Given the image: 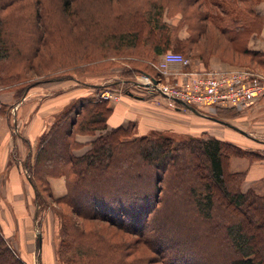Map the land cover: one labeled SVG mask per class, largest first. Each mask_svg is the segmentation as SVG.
<instances>
[{"label": "rangeland", "instance_id": "1", "mask_svg": "<svg viewBox=\"0 0 264 264\" xmlns=\"http://www.w3.org/2000/svg\"><path fill=\"white\" fill-rule=\"evenodd\" d=\"M174 1L185 3L184 0L182 2L181 0H170L172 10L169 11L172 14L169 15V12L165 10L164 18L168 23L178 27V29L174 28V31L177 32L182 31L183 26L190 22L185 18V16L190 18V15L182 13L179 10L180 7L174 11L175 15H173ZM185 1L187 2V0ZM162 2H167V0ZM219 2L221 6L218 7ZM262 2L263 0H254L253 4L258 5ZM126 3L127 0H72V6L66 8V5L60 4V0H16L13 6L6 9L4 6V9H0L1 15L8 16V24L5 23L3 33L10 39V45H12V41L15 44L10 57L0 60V227L5 237L9 239L7 240L11 247L22 259L23 264H38L39 238L37 235L39 233L36 232V223L39 224L43 235L42 253L39 259L41 264H71L69 258L75 256L71 249L65 251L61 240V221L68 214L70 216L72 212L67 204L58 201L59 198H63L69 193L67 179L65 175H53L52 172L57 166L55 162L52 164L44 160L40 162L37 160V153L45 143V135L53 127L64 123L69 127L74 119L78 123L74 127L73 137L70 140L74 143L73 140L76 138L84 144L78 147L73 145L77 148L78 155L91 147L92 140L97 136L95 134L108 133L110 128L103 129L102 123L97 124L96 128H93L95 127L93 123H89L96 112L93 106L94 101H98L100 104L102 101L113 104L118 102L122 95L144 98L143 108L150 112H162L165 109L175 112L173 118H176V120L174 119L176 125L172 128H166L165 124L159 122V124H148L150 126L147 135L151 137L158 138L167 135L178 140L195 139L202 135L199 134L201 130L210 128L213 135L219 133L224 140L239 145L248 153L264 154V129H261L264 126V118L252 119L249 114H245L248 110L235 109L238 112L220 113L230 123L246 131L251 132L249 129L256 128V131L259 132L256 134L252 131L251 133L256 138H251L219 122L206 121L201 118V115L181 107L173 99L166 98L160 93H150L133 83L142 73H145L143 71L158 77V70L153 64L156 60H152L154 55L147 42L150 37L147 32L142 40L139 42L135 40L131 44H127L126 41H122L118 37L121 31L127 30L130 19H132V17L123 15L121 8L125 7ZM240 7L242 10L247 9L246 0H203L201 9L205 12L208 11L213 16V23H210L213 28L214 24L224 23L226 13L230 14L233 10L239 11ZM208 8H212V10H208ZM248 9L251 10V5ZM240 14L233 15L231 24L233 27L237 26L238 22L235 19L238 17L240 26L244 30L248 26L243 21L244 15ZM262 17L264 19V16ZM263 24L264 21H259L257 18L256 29L259 34L257 36L260 38L264 36ZM200 25L202 29L203 23ZM243 33H239L238 43L242 46L239 48L240 51L245 50L243 41L246 42L247 32L245 37L241 36ZM235 34L237 33L235 32ZM210 36L211 41L208 39ZM220 38L218 42L221 40ZM216 39V31L214 35L206 33L204 38L195 44L197 52L206 51L207 45L214 50L218 43H216ZM226 43H228L227 40ZM172 51L183 53L185 49L173 48ZM258 52L260 54H255V57L246 53L241 58H256L255 60L259 63L256 65L260 68L254 65L249 68L264 73V64L260 61L264 58V51ZM125 79H133V81L127 83L124 82ZM162 79L163 83H168L163 76ZM36 81L41 82L33 85ZM107 90L113 92L112 98H101L102 93ZM23 98L24 102L17 111L18 120L13 119L10 109L14 104L22 102ZM162 103L163 105L159 106ZM197 109L203 114L207 113L203 108ZM214 113L216 112H212L211 115L214 116ZM246 120L249 129L245 125ZM165 121L167 122L166 119ZM10 124L15 126L13 129H19L22 134L28 137L30 142L19 138L13 130H10ZM94 129L99 130L93 134L92 130ZM134 131L137 133L135 128ZM204 136L203 138H208L210 134ZM83 137H89L88 141H81ZM131 138L134 139L135 135L132 134ZM192 147L196 148L193 150L195 156L200 158L199 149L195 145ZM60 149H63L62 144L49 146L47 150H49L48 153L57 154ZM123 149H120V152H123ZM28 150L31 152L26 165L24 164V173L29 169L34 176L37 189L30 185L26 178L27 175L20 174L16 170V159H23ZM233 150V146H228L229 153ZM7 155L8 157H6ZM184 155L185 152H178L174 157L179 159ZM116 157L117 159L122 158L123 154L116 155ZM247 157L254 158L249 155ZM125 158L124 156L119 159L122 161L119 170L124 168L134 175L141 174L140 176L147 182L149 181V184L157 176H162L163 171L159 170L157 165L150 166L146 161L139 159H135L133 164H128L125 163ZM201 161L204 162V159ZM173 168L175 167L172 166L166 173L163 172L164 180L160 182L159 189L162 202L165 203L161 204L167 205L169 193L176 192L177 197L173 195L175 201L169 203L171 206L173 204L172 209H169L168 205L163 208L164 211L160 215H155V222L150 221L151 225L148 224V229L152 223L160 225L161 229V223L166 221L162 216L176 214L177 211L178 218L173 224L179 226L182 233L188 232V238H186L188 241L195 242L196 245L193 249L187 251L190 252L189 255L192 258L197 259L196 264L222 263L227 258L224 248H221V251L217 253L215 249H212L215 239H205L202 235L199 236L193 227L192 222L195 220H192V216L190 218L182 216L183 208L180 206V198H178L181 192L176 189L173 192L168 190L174 184H179L178 178L173 175ZM119 170L117 168L110 169L111 174H116ZM194 185L199 189H204L198 183H190L188 187ZM257 190L260 194H264V184L258 186ZM161 204L160 210L163 206ZM222 208L219 206L218 210ZM90 224L95 231H98L99 222L95 221ZM194 225L198 226L197 223ZM104 226L101 225L100 228L105 229L110 242L123 247L122 251L131 260L142 263L145 260V263H148L161 260L162 256H165L159 257L153 253L146 237L129 235L108 223ZM156 229L157 226L151 228L153 234L157 233ZM173 229L175 230V228ZM197 235L199 237L196 238ZM72 254L73 257H71ZM167 255L169 256V253ZM211 256L219 258V260L213 261ZM153 264L163 263L157 261Z\"/></svg>", "mask_w": 264, "mask_h": 264}, {"label": "trees", "instance_id": "2", "mask_svg": "<svg viewBox=\"0 0 264 264\" xmlns=\"http://www.w3.org/2000/svg\"><path fill=\"white\" fill-rule=\"evenodd\" d=\"M162 1L127 0L125 7L121 9L124 16L132 17V19H130L127 30L121 31L118 35L119 39L131 44L135 40L138 42L142 40L147 32L150 36L147 42L151 46L149 48L153 55L172 51L173 48H184L183 54L194 59L198 58L202 53L197 52L195 44L204 38L206 33L208 35L215 33V27L212 28L208 22L213 16L201 9L203 0H187V2L184 0L185 3L174 1L173 15L178 7L182 13L190 15V18L185 16L190 22L182 28L183 30L186 27L189 31L188 38H181L180 30L174 31V28L178 29V27L165 20V10L171 15L169 10H172V4L170 0ZM15 3L16 0H0V9H4V6L6 9ZM253 3L254 0L251 2L246 0L247 7L250 5L252 7ZM60 4L69 8L72 6V0H60ZM235 20L238 24L234 27H239L237 31L240 32L242 30L240 21ZM5 23L8 24V16L0 14V60L10 57L15 45L13 41L10 45V39L3 33ZM201 23H203L202 29L200 28ZM227 25L222 32L233 27L231 23ZM245 52L254 57L259 53L258 50L249 49ZM260 61L264 64V58ZM143 72L156 76L147 71ZM41 81H36L33 85ZM130 81L132 82L133 79L124 80L127 83ZM93 106L96 112L89 123H93L95 126L93 128L102 123V128L107 130L109 128L108 119L114 110L113 105L107 101H102L101 104L94 101ZM231 111L238 112L234 108H218L214 116L228 121L220 113ZM77 123L78 121L74 119L69 127L65 123L53 127L45 135V143L37 153L38 161L44 160L50 164L55 162L57 166L54 173L52 172L53 175H65L67 179L69 193L59 198L58 201L67 204L72 209L70 216L68 214L61 221L62 247L65 251L71 249L75 254L74 257L73 254L71 255L73 258H69V263L153 264L161 261L163 264H196L197 259L192 258L189 255L190 252L187 251L193 249L195 242L188 241L186 239L188 232L182 233L180 227L173 224L178 218L177 211L176 214L162 216L166 220L161 223L162 230L160 225L153 223L148 229L150 221L155 222V215H160L164 211L163 208L168 205L169 209H172L173 204L171 206L169 203L175 201L173 195L176 196L177 193H169L167 205L164 206L161 204L165 202H162L159 184L164 180L163 172L166 173L173 166L175 167L173 175L178 178L179 184H174L168 190L173 192L176 189L181 192L178 198L183 208L182 216L184 218L192 216V220H195L192 222L193 227L199 236L202 235L205 239H215L212 249H215L217 253L224 248L227 258L220 264H264V194L254 189L244 191L241 185L245 173L229 170L231 156L249 155L260 158L262 154L248 153L239 145L231 144L213 135L203 138L205 137L203 134L195 139L187 140H178L167 135L158 138L138 135L134 131V123L131 122L112 127L106 134L98 135L95 132L99 129L92 130L97 136L92 140L91 147L78 155L77 148L73 145L78 147L84 144L76 138L73 140L74 143L70 140ZM132 134L135 135L134 139L131 138ZM58 144H62L63 149L58 150L57 154L48 153L49 146ZM193 145L199 149L200 158L195 156L193 150L196 148L192 147ZM228 146L234 147L233 152H228ZM122 148H124L123 152H120ZM178 152H185V155L176 159L174 156ZM121 154L126 157L124 161L128 164H133L135 159H139L146 161L150 166L157 165L159 170L163 171L162 176H157L149 184V181L144 180L140 173V175H134L124 168L119 170L122 163L119 159L123 157L117 159L116 155ZM202 159L204 162L201 161ZM110 167L117 168L119 171L111 174ZM27 175L37 189L36 181L29 169ZM139 178H141L140 181H138ZM190 183H198L204 189H199L196 185L188 187ZM160 204L163 205L162 210H160ZM217 204L223 208L218 210ZM190 213L192 215H189ZM95 221L100 223L98 231H95L90 224ZM107 223L129 235L146 237V241L150 242L152 252L159 257L165 256H162L161 260L148 263H145V260L143 263L131 260L122 251L123 247L111 243L105 229L100 228L101 225L105 227ZM194 223L198 226L195 227ZM153 226H157L156 234L152 233ZM199 236L197 235L196 238ZM211 259L219 260L213 256ZM0 264H23L22 259L3 234L1 227Z\"/></svg>", "mask_w": 264, "mask_h": 264}, {"label": "crops", "instance_id": "3", "mask_svg": "<svg viewBox=\"0 0 264 264\" xmlns=\"http://www.w3.org/2000/svg\"><path fill=\"white\" fill-rule=\"evenodd\" d=\"M219 6H221V3L218 5V7ZM248 7L247 9L243 8L244 10H242V8L240 7L241 9L239 8V11L237 10V12L233 10L231 11L230 14L226 13L225 14L226 17L223 20L224 23H221L220 25L214 24L215 31L217 33L216 43L218 42V39L221 37L220 38L221 40L215 45L214 50L210 49V46L207 45V50L204 51L202 55H200L198 58H195V59L193 58V64L188 68H184L176 64H171L170 67L172 69H177L181 71L182 70L186 71L188 69H193V68L230 70V69L249 68L251 67V65L259 67L258 65H256V64H259L257 60H255L256 58H241V56L246 54L245 52L246 49H249L252 51H257V50L264 51V36L262 38L258 37L257 35L259 34H257V29H256L257 18L259 19V21L260 20L264 21L262 17L264 16V0L261 4H258V5L253 4V6L251 7V10H249ZM208 10H212V8H208ZM224 12H227V10H224ZM240 13H243V14H240ZM239 14L244 15L243 21L245 24H247L248 27L245 28L244 30L242 28L241 30L242 32L237 31L239 27L238 28L232 27L230 28V30H227V31L225 30L224 32H222L224 27L227 24L232 22L231 20L233 18V15L238 16ZM237 19L238 21H240L238 17ZM208 22L212 24L213 23L212 18L209 19ZM250 30H251V33H250ZM235 32L237 33V37H235L236 35ZM246 32H247L246 42H244L245 40L243 41L245 50L240 51L239 48H241L242 46H240L238 43L239 33H243L241 36L245 37ZM189 35L190 33L186 27L182 31L179 32V36L181 38H188ZM208 39L209 41H211V36L208 37ZM226 40L228 43H226ZM164 53L154 54L153 56L154 58H152V60H156V61L160 60L161 56ZM251 57H254V56L251 55ZM163 77L167 79L169 84H174V85L180 84L183 81L185 82L187 79V76H184V75H169V76H163ZM23 102H24V98L22 99V102L18 104H14L11 107L10 112H11V116L13 119L15 118L18 120L17 111L20 108V106L23 104ZM143 103H144V98L134 97L132 95L130 96L122 95L118 102H114L112 104L114 110L108 119L109 128L116 127L119 125H126L132 122L135 125V129L138 135H147L148 127L150 126L148 125L149 123L151 124L163 123L167 126L166 128H172V126L176 125L174 121V119L176 120V118H173V116L175 115V112L170 111V109L169 110L165 109L162 112H150L149 110H146L143 108ZM163 103L160 104L159 106L163 105ZM159 106L157 107L160 108ZM162 108H165V107H162ZM218 108H224V107H217L214 110L205 108L204 110L207 113L211 114L212 112H216ZM246 113L249 114V116H251L252 119L264 118V97L258 102H256L247 112H245V114ZM201 118L206 121L218 123L210 118L203 117V115H201ZM165 119L167 120V122L165 121ZM247 120L245 121L246 122L245 125L248 128L249 124H247ZM204 123H209V122H204ZM9 127H10V130H13V132H15L19 138L25 139L26 141L30 142L29 141L30 139L26 137L24 134H22L19 131V129L17 128L13 129L15 128L13 124H10ZM261 129L263 130L264 126L261 127ZM249 130L251 132L252 131L256 132V134H258L259 132V131H256L257 130L256 128L254 130L253 129H249ZM210 131H211L210 128H205L204 130H201L199 134L203 135V134L209 133L210 135H213ZM213 136L222 138V135H219V133ZM87 139H89V137H83L81 138V141H88ZM30 152L31 150H28L23 159L21 158L16 159L17 163L15 162V165H16V170L18 173L27 175V170H26V173H24V170H25L24 166L27 163ZM6 157H8V155ZM229 170L231 172L245 173V178L241 185L244 191L249 190V189H254L255 191L259 193V191L257 190V187L264 184V154H262V157L260 158H250L247 156H231ZM26 178L29 181L30 185L33 186L32 181L27 176ZM59 183L61 184L60 181ZM33 187L35 188V186Z\"/></svg>", "mask_w": 264, "mask_h": 264}, {"label": "built area", "instance_id": "4", "mask_svg": "<svg viewBox=\"0 0 264 264\" xmlns=\"http://www.w3.org/2000/svg\"><path fill=\"white\" fill-rule=\"evenodd\" d=\"M153 64L158 70V77L142 73L133 83L150 93H160L171 100V97L181 98L197 108L214 110L224 107L245 111L264 97V73L256 69L193 68L181 71L172 69L171 64L188 68L193 64V58L175 51L165 52L160 60ZM169 75H184L187 79L175 85L163 83L162 76ZM139 83L147 88L138 86ZM112 96L113 92L107 90L102 93L101 98L111 99Z\"/></svg>", "mask_w": 264, "mask_h": 264}, {"label": "water", "instance_id": "5", "mask_svg": "<svg viewBox=\"0 0 264 264\" xmlns=\"http://www.w3.org/2000/svg\"><path fill=\"white\" fill-rule=\"evenodd\" d=\"M164 95L167 96V97H170V96H168V95L165 94V93H164ZM171 98H172L175 102H177V103H178L181 107H183V108L189 109V110H191V111H193V112H195V113H197V114L203 115L204 117L210 118V119H212V120H214V121H216V122H219V123L224 124V125H226V126H228V127H230V128H233L234 130H236V131H238V132H240V133H242V134H244V135H246V136H248V137L256 138V137L253 135V133H251V132H249V131H246V130H244L243 128H241V127H239V126H237V125H235V124H233V123H230V122L225 121V120H220V119H218V118L215 117V116L208 115V114H203V113L199 112V110H198L195 106H193L192 104H190V103L184 101V100L181 99V98H178V97H171ZM27 176H28V175H27ZM28 178H29V176H28ZM33 186H34V185H33ZM36 230H37V232L39 233V235H38V238H39L38 264H41L39 259H40V255H41V253H42V239H43L42 236H43V235H42V233H41V231H40V228H39L38 223H36Z\"/></svg>", "mask_w": 264, "mask_h": 264}, {"label": "bare ground", "instance_id": "6", "mask_svg": "<svg viewBox=\"0 0 264 264\" xmlns=\"http://www.w3.org/2000/svg\"><path fill=\"white\" fill-rule=\"evenodd\" d=\"M138 86H140V87H143V88H147L146 86H143L141 83H139V84H137ZM195 106V105H194ZM196 107V106H195ZM204 114H210V113H204ZM211 115V114H210ZM213 116V115H212Z\"/></svg>", "mask_w": 264, "mask_h": 264}]
</instances>
